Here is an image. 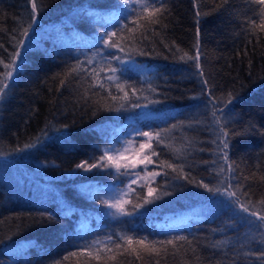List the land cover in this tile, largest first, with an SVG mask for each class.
I'll return each mask as SVG.
<instances>
[{
	"label": "trees",
	"instance_id": "16d2710c",
	"mask_svg": "<svg viewBox=\"0 0 264 264\" xmlns=\"http://www.w3.org/2000/svg\"><path fill=\"white\" fill-rule=\"evenodd\" d=\"M163 2L167 11L160 23L137 29L135 43L120 52L104 48L97 37L116 31L127 41L129 34L119 30L134 27L136 14L122 11L121 0H36L35 23L31 0H0V78L4 64L21 53L0 100V159L6 162L0 161V176L13 175L7 194H16L6 199L0 181V264H264L244 254L264 251V228L226 195L237 191L241 202L250 199L257 208L264 198V32L249 23H260V6L252 0ZM197 41L203 76L194 59H181L196 55ZM77 64L83 71L71 72ZM109 75L119 80L110 82ZM116 83L125 86L127 100ZM229 93L233 100L226 104ZM213 103L223 108L217 116L230 133L228 163L217 148ZM131 115L151 132L170 129L163 143L152 141L157 155L148 150L153 163L145 165L160 173L150 187L170 195L143 204L147 188L133 184L125 205L132 214L120 215L85 188L122 184L123 175L111 168L55 179L47 191L25 174L34 161L45 163V173L58 174L89 160L118 138ZM162 162L182 166L183 173ZM200 183L221 191L209 192ZM136 203L143 207L134 208ZM124 235L157 242L160 254L127 244ZM180 236L191 243H159ZM93 242L99 243L89 256Z\"/></svg>",
	"mask_w": 264,
	"mask_h": 264
},
{
	"label": "snow or ice",
	"instance_id": "6c2138e0",
	"mask_svg": "<svg viewBox=\"0 0 264 264\" xmlns=\"http://www.w3.org/2000/svg\"><path fill=\"white\" fill-rule=\"evenodd\" d=\"M229 2V0H222L223 4H227ZM253 3L257 4L259 7V12L258 15L260 17V23H256L255 20H251L249 21V23L251 24V26L255 29H259L261 32H264V0H252ZM121 3L125 6L124 9H122V11H126V10H131L133 12H135V18L132 20V25L134 27H129L128 24H125L122 26V28L119 30L121 33L123 32H127L129 34L127 41L123 38L119 36V33L116 31L113 32H105L102 35L97 37V43H103L104 48L106 49H118L120 52H125V45L126 43H135V33L136 30L143 27L146 24H158L160 23L161 17L163 16V13L167 11L165 4L163 2V0H121ZM31 4H32V23H35V14L38 11L37 9V5H36V0H31ZM197 15H199V13H197ZM141 21H143V24L141 23ZM31 28V24H29L28 28H25L23 30L22 35L24 37H27L29 34V29ZM141 35H143V33H141ZM18 43V47H22L24 44L23 40H20L17 42ZM197 53L195 56H188L187 53L184 54V56L181 57V59H184L185 57H187L188 59H194L197 64V69L199 70V74L201 76H203V70L200 68V64H199V58H200V53H199V41H197ZM143 54V53H140ZM21 53L20 51H16L13 54V60L12 63L9 64H4V68L6 69L3 78H0V100H3L4 96H5V90L8 88V83L7 80H9L12 75L13 72L16 70V64L15 61L17 59H19ZM96 55H102V52H98ZM112 59H115L117 61H119L120 63H126V61L120 57V56H113ZM0 63H3V61H0ZM88 63L91 64L92 60H88ZM108 69L110 72L115 73L117 71L116 68L111 67L110 62H108L107 64ZM102 70V69H101ZM80 71H83L82 68V64H77L76 66H74L71 69V72H75L78 73ZM93 76L99 78V72L96 71L95 69H93V72L91 73ZM107 80L110 82L115 83L116 81L119 80V77H116L114 75H109L107 76ZM64 81H61V84L63 85ZM203 83L205 85L208 84L207 80H204ZM100 87L103 88L104 84L101 83ZM116 88L118 89V91L123 92L124 95L123 97H121V99L127 100L128 97V92L125 91V86L119 83H116ZM154 91V89H153ZM133 94H135V92H133ZM209 95L211 96V92H209ZM112 99H116V97H112ZM146 99V97H145ZM216 98L213 97L212 100H210V103H212V101H214ZM233 100V96L232 93L228 94V99L226 101V104H231ZM152 103H158L159 101H151ZM133 107H141V105L139 104H133ZM147 105H144V107H146ZM223 113V108H216L215 107V103H213V111H212V117L214 118V123L218 126L219 128V135H218V140L219 143L217 144V148L220 151H224L225 149H227L229 147V143H228V139L227 137L229 136V132L225 130V126L224 124L221 122V117L217 116V113ZM176 125H172V128H176ZM170 129H162L159 132H139L138 135L143 136V137H147L148 140L144 143H141L139 145L140 149L142 150H151V156H156L157 153L155 151V149L153 148V144L152 141L155 140L157 144L163 143L164 142V134L166 132H169ZM237 133H232V135H236ZM214 143L216 141H213ZM34 147L33 144H26L25 148H31ZM125 151H127V149H125ZM178 151V150H176ZM151 156L149 155H143L142 158L140 159H134L131 167L135 168L138 164H151L153 163ZM120 158H124L123 154H120ZM223 160L225 161V163H228V155L227 152L224 151V155H223ZM162 164L166 167L172 168L173 171H179L181 173H183V167H179V169L177 168V166L167 163V162H162ZM129 165L128 164H121L118 162V157L114 156V155H109L107 151H105L104 155H101L97 162L95 163H89L88 161H83L81 163H78L75 166V170H81L83 172H90L92 169H96V168H115L117 172L120 171L121 167L127 168ZM229 169H231V164L228 165ZM223 168H221V172H223ZM159 172H151L149 173L150 176H157L159 175ZM137 176H139V173H136ZM261 179H264V177H262ZM132 183H136L135 180L132 181ZM147 187V185H145ZM200 187H203L204 189H206L209 192H220L221 190L219 188L213 189L210 188L208 184H204V183H200L199 184ZM130 187V186H129ZM231 187V185H229V188ZM171 193H163L162 195H170ZM225 194V193H222ZM161 194H157V189L153 188V187H147V195L145 197H143V204H151L153 203L155 200H159L162 198ZM226 195L231 199L232 203L236 204L238 206V209L240 212L247 214L248 217H254L255 221L259 222V227L260 228H264V198H262L260 201L257 202L258 205H260L259 208L256 207V205H254L252 203V201L249 199L248 201L245 202H241L240 197L237 195V191H227L226 190ZM130 201L124 200L123 198H114L112 200V202H109L108 200H103L102 203L106 204L107 207L115 209L117 213H119L120 215H131L132 212L127 211L125 208V205L128 204ZM143 204L141 203H136L135 205H133L134 208L139 209L141 207H143ZM49 219H51V216H49ZM247 223L249 224H253L252 220H247ZM109 239H111V237H109ZM121 240H124L127 244H139L142 245L144 247V249L148 252V253H156L157 255L160 254L159 249H157L155 247V244L157 242H152L151 244H145V239H140V240H133V237L131 236H121L120 237ZM186 241L189 244L191 243V241L188 240V237L185 236H180L177 237L176 240H167V241H161L159 242L161 245H172L173 248L177 247L176 241ZM99 242H93V245L88 246V255L92 256L93 252L91 249H93ZM117 248H120L121 245L117 244L116 245ZM110 251V250H109ZM133 251H136L135 248H133ZM193 251H195V249H193ZM245 255H251V256H255L257 259L264 261V251H250V252H246L244 253ZM71 256H76L77 253L76 252H72L70 253ZM101 257L99 255V251H97V253L95 254V259L99 260ZM68 256L64 257V260H67ZM56 264H61V261H57Z\"/></svg>",
	"mask_w": 264,
	"mask_h": 264
},
{
	"label": "rangeland",
	"instance_id": "374dc122",
	"mask_svg": "<svg viewBox=\"0 0 264 264\" xmlns=\"http://www.w3.org/2000/svg\"><path fill=\"white\" fill-rule=\"evenodd\" d=\"M139 132H151V131L148 128H144L140 124H138L137 119H135L131 115L123 123L120 124L118 130V138L114 140L113 143L102 147L100 153L97 154L96 156H93L89 160L87 159L79 160L71 168L63 170L58 174L45 173L41 168V166L44 165L45 163L41 161H34L32 162L30 167H27V169L25 168L24 172L28 177H36L34 180L36 184L38 186H41L40 188H42L44 191H47L46 188H49L50 186L53 188L51 184L52 181L55 179L62 178L64 176H72L75 173H84L81 170H75V166L78 163H81L83 161H88L89 163H95L97 162L98 158L101 155H104L105 151H107L109 155L117 156L119 163L129 165L127 168L121 167L120 171L118 172L119 174L123 175L124 181L122 182V184L120 185L106 184L104 186H93V187H89V185H87L86 183H82V185L86 184L85 188L89 192L95 195H99L102 198H104V200H108L109 202H112L114 198H123L124 200H126L128 191L133 186V184H144L147 185V187H150V183L153 178L152 176L149 175V173L153 172V170L146 168L145 167L146 164H138L135 168L131 167V164L134 159H140L143 157V155H149L148 150H142L139 147L141 143H144L148 140L147 137L138 135ZM125 149H127V151H125ZM121 153L123 154L124 158H120ZM3 160L4 159H0V161L6 163ZM1 168L4 169L5 166L1 165ZM111 169L117 172L115 168H111ZM136 173H139V176H137ZM12 177L13 175H9V173L7 172H4L3 177L0 176V181L4 184V185L2 184V187L6 190V194H5L6 199H13L16 197V194L15 195L7 194L8 186L12 184L8 182L11 180ZM133 180H135L136 183H132ZM6 182H7V186L5 185ZM17 190L20 191L19 188H17ZM13 191H15V189ZM108 209L109 211H111V213H117L115 209L109 207Z\"/></svg>",
	"mask_w": 264,
	"mask_h": 264
}]
</instances>
